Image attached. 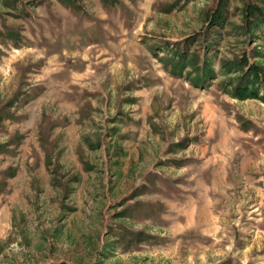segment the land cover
I'll return each mask as SVG.
<instances>
[{
    "label": "rangeland",
    "instance_id": "374dc122",
    "mask_svg": "<svg viewBox=\"0 0 264 264\" xmlns=\"http://www.w3.org/2000/svg\"><path fill=\"white\" fill-rule=\"evenodd\" d=\"M0 264H264V0H0Z\"/></svg>",
    "mask_w": 264,
    "mask_h": 264
},
{
    "label": "trees",
    "instance_id": "16d2710c",
    "mask_svg": "<svg viewBox=\"0 0 264 264\" xmlns=\"http://www.w3.org/2000/svg\"><path fill=\"white\" fill-rule=\"evenodd\" d=\"M245 89H246L245 87H243V88L241 87V91H243V92H244V91H245ZM238 91H239V90H238Z\"/></svg>",
    "mask_w": 264,
    "mask_h": 264
},
{
    "label": "crops",
    "instance_id": "0c3cea01",
    "mask_svg": "<svg viewBox=\"0 0 264 264\" xmlns=\"http://www.w3.org/2000/svg\"><path fill=\"white\" fill-rule=\"evenodd\" d=\"M71 122H74V120H72Z\"/></svg>",
    "mask_w": 264,
    "mask_h": 264
}]
</instances>
